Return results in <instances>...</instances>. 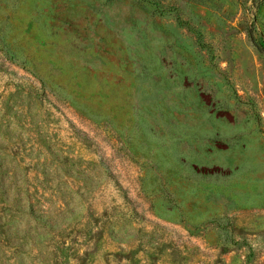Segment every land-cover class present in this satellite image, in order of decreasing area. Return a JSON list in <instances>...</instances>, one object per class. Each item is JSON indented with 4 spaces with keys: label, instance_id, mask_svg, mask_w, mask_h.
<instances>
[{
    "label": "rangeland",
    "instance_id": "obj_1",
    "mask_svg": "<svg viewBox=\"0 0 264 264\" xmlns=\"http://www.w3.org/2000/svg\"><path fill=\"white\" fill-rule=\"evenodd\" d=\"M264 0H0V264H264Z\"/></svg>",
    "mask_w": 264,
    "mask_h": 264
},
{
    "label": "trees",
    "instance_id": "obj_2",
    "mask_svg": "<svg viewBox=\"0 0 264 264\" xmlns=\"http://www.w3.org/2000/svg\"><path fill=\"white\" fill-rule=\"evenodd\" d=\"M249 38L253 44V46L255 47V49L264 55V44H262L256 37H255V34H254V31L253 29H250L249 30Z\"/></svg>",
    "mask_w": 264,
    "mask_h": 264
}]
</instances>
